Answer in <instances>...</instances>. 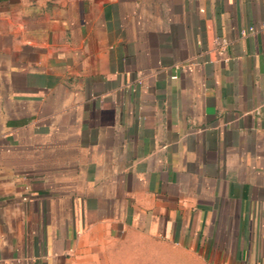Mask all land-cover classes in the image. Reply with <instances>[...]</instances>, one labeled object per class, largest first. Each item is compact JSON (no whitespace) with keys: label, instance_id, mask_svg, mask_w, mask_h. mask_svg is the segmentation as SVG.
<instances>
[{"label":"crops","instance_id":"0c3cea01","mask_svg":"<svg viewBox=\"0 0 264 264\" xmlns=\"http://www.w3.org/2000/svg\"><path fill=\"white\" fill-rule=\"evenodd\" d=\"M144 241L264 264V0H0V264Z\"/></svg>","mask_w":264,"mask_h":264},{"label":"rangeland","instance_id":"374dc122","mask_svg":"<svg viewBox=\"0 0 264 264\" xmlns=\"http://www.w3.org/2000/svg\"><path fill=\"white\" fill-rule=\"evenodd\" d=\"M141 239V238H137ZM135 238L131 239L133 242ZM119 257L112 262L98 264H210L197 255L168 246H154L144 241L141 245H120Z\"/></svg>","mask_w":264,"mask_h":264}]
</instances>
